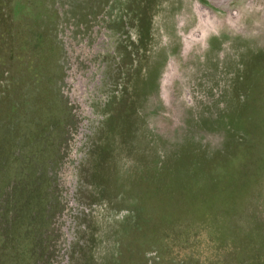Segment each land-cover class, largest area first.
<instances>
[{"label": "rangeland", "instance_id": "1", "mask_svg": "<svg viewBox=\"0 0 264 264\" xmlns=\"http://www.w3.org/2000/svg\"><path fill=\"white\" fill-rule=\"evenodd\" d=\"M0 78L30 264H254L232 224L264 193V0H0Z\"/></svg>", "mask_w": 264, "mask_h": 264}, {"label": "trees", "instance_id": "2", "mask_svg": "<svg viewBox=\"0 0 264 264\" xmlns=\"http://www.w3.org/2000/svg\"><path fill=\"white\" fill-rule=\"evenodd\" d=\"M7 64V63H6ZM12 66V64H9ZM4 66L1 73L10 72ZM12 68V67H10ZM16 82L11 80H2L0 78V92L10 93L15 90ZM25 110L19 109L14 102L0 101V145L2 147H12L14 142V131L12 133V126L18 130L19 135L23 137L25 132ZM28 119V118H27ZM15 126V127H14ZM28 136V135H27ZM5 148V149H6ZM9 148V150H10ZM7 150V149H6ZM1 155V154H0ZM1 174V173H0ZM2 180H5L6 174L0 175ZM4 202H0L2 208ZM250 206L252 209L240 214L239 219L234 220L232 224V231L234 239L237 241H248V253L254 258V264H264L261 260L264 259V193L261 194L258 190L250 197ZM5 219V221H2ZM3 224H2V223ZM20 231L17 236L11 232L8 213L1 212L0 219V264H30L31 245H33V238L26 239L23 233L25 224L20 220ZM23 241V242H22ZM229 250H226L222 264H241L240 257L241 250L238 252L235 249L233 257L236 261H230Z\"/></svg>", "mask_w": 264, "mask_h": 264}, {"label": "water", "instance_id": "3", "mask_svg": "<svg viewBox=\"0 0 264 264\" xmlns=\"http://www.w3.org/2000/svg\"><path fill=\"white\" fill-rule=\"evenodd\" d=\"M212 2H215L217 4H225L228 0H210Z\"/></svg>", "mask_w": 264, "mask_h": 264}]
</instances>
